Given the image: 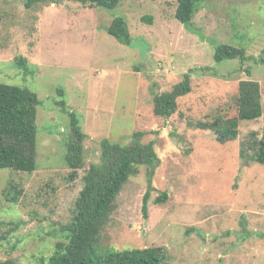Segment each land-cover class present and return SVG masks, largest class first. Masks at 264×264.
I'll return each instance as SVG.
<instances>
[{
  "label": "rangeland",
  "instance_id": "1",
  "mask_svg": "<svg viewBox=\"0 0 264 264\" xmlns=\"http://www.w3.org/2000/svg\"><path fill=\"white\" fill-rule=\"evenodd\" d=\"M26 1L0 0V82L28 87L40 99L37 169H0V226L20 223L0 243V260L50 264L43 258L64 239L61 228L75 210L85 168L100 161L101 141L127 143L141 131L143 141L155 143L158 161L140 166L117 196L100 254L162 246L165 264H264V164L253 159L264 112L241 121L238 138L225 142L188 124L237 116L243 79L260 82L264 109V64L257 61L264 0H201L190 27L176 17L177 0H122L114 9L82 0L28 8ZM119 16L129 24L130 45L107 30ZM225 43L254 58L217 62L216 46ZM188 72L192 91L178 100V111L157 115L155 94ZM61 100L87 134L85 168L73 179L65 159L70 115ZM12 184L22 190L18 202L4 196Z\"/></svg>",
  "mask_w": 264,
  "mask_h": 264
},
{
  "label": "trees",
  "instance_id": "2",
  "mask_svg": "<svg viewBox=\"0 0 264 264\" xmlns=\"http://www.w3.org/2000/svg\"><path fill=\"white\" fill-rule=\"evenodd\" d=\"M56 0H27L26 6L47 3ZM92 7L114 9L122 0H82ZM201 0H177L176 17L190 27L192 19L200 8ZM151 20V19H149ZM109 34L121 43L130 45L132 34L127 20L116 17L108 25ZM215 60L239 59L242 63L254 58L248 55L244 47L230 44H217ZM257 61L264 64V50ZM19 64L27 73L30 65L21 57ZM250 72L249 68L246 69ZM192 91V75L185 73L184 79L171 90L156 93L154 112L162 117H170L178 111V100ZM64 94V89L58 91ZM237 107L238 115L226 117L218 114L212 121L188 122L204 130H211L218 139L225 142L239 136L241 121L255 120L263 115L262 89L259 81L243 79L239 83ZM37 94L25 86L0 82V169L34 172L37 169L38 106ZM59 104L70 115V131L67 141L66 162L72 172L70 178H76L85 168L84 141L87 134L83 131L80 118L75 111L67 109L66 101ZM145 132H135L132 141L127 143L101 141L100 161L85 168L83 188L76 199L75 210L69 222L63 224L61 232L64 239L58 241L54 252L43 261L50 264H165V248L149 246L134 249H116L100 254V240L103 228L108 224L115 210V200L131 176L137 175L140 166H153L158 161V152L153 141H143ZM253 159L264 164V136L256 140ZM4 196L11 202H18L22 190L15 184L4 189ZM161 200V199H160ZM0 226V243L15 232L20 223L3 222ZM0 264H20L13 258L0 260Z\"/></svg>",
  "mask_w": 264,
  "mask_h": 264
}]
</instances>
